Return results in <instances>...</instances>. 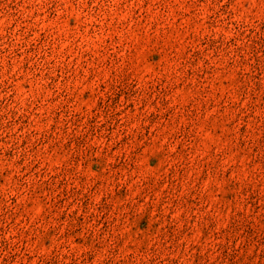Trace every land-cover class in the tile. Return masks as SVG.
I'll list each match as a JSON object with an SVG mask.
<instances>
[{"label":"rangeland","instance_id":"rangeland-1","mask_svg":"<svg viewBox=\"0 0 264 264\" xmlns=\"http://www.w3.org/2000/svg\"><path fill=\"white\" fill-rule=\"evenodd\" d=\"M0 264H264V0H0Z\"/></svg>","mask_w":264,"mask_h":264}]
</instances>
